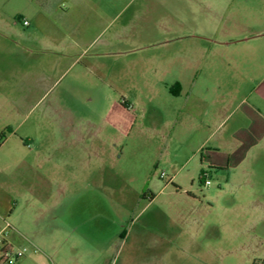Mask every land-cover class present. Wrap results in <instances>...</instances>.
<instances>
[{
    "label": "rangeland",
    "instance_id": "1",
    "mask_svg": "<svg viewBox=\"0 0 264 264\" xmlns=\"http://www.w3.org/2000/svg\"><path fill=\"white\" fill-rule=\"evenodd\" d=\"M80 2L66 15L60 0H0V179L28 186L18 212L34 218L19 246L35 243L44 264H264L253 202L264 200V166L227 165L234 152H264L246 135L264 131L250 109L264 116V0ZM63 23L79 37L65 39ZM43 79L45 89L22 86ZM182 87L222 118L173 126ZM157 108L169 129L154 128ZM72 121L91 151L68 135ZM90 195L103 198L101 220Z\"/></svg>",
    "mask_w": 264,
    "mask_h": 264
},
{
    "label": "crops",
    "instance_id": "2",
    "mask_svg": "<svg viewBox=\"0 0 264 264\" xmlns=\"http://www.w3.org/2000/svg\"><path fill=\"white\" fill-rule=\"evenodd\" d=\"M60 1L63 3L62 5H64L65 3L68 5V10L66 12H64L66 15L67 14L68 15L71 14L72 12H74L73 9H76L79 6H81L80 5V3H81L80 0H60ZM73 25L74 24H72V23H70L69 25L67 23L61 24L60 27L63 28V29H66V31H65V33H66L65 39H67V38H71V39H75L76 38L77 39L79 37V33L75 29L77 26L73 27ZM27 27H31V24L29 23L27 25ZM12 31L15 33V31L13 29H12ZM84 34H87V36L90 37L92 34H94V32L89 31V32H86V33L84 32ZM72 37H74V38H72ZM52 43H54V42H52ZM28 74L29 73L25 74L26 77H27ZM44 81H45V79L39 81L37 84H31V85L29 83H25L22 86H23V88H26L28 90H30L31 86H32V89H35V88L45 89L47 84H46V81L45 82ZM182 90L184 91V95L183 96L186 98V103H185V105L183 107V111H182L183 114L185 115V118H184L183 121L175 120L173 122V126L176 125V127H178L180 122H181V125H182V123L184 125V123L187 122V123H189V125H191L189 128L192 127L193 129H195L197 127L198 131L199 130L200 131L204 130L203 127L205 126V124L203 122V119L200 118V117L201 116L207 117L208 115L212 114V111L208 112L206 109H202V102H203L204 97H203V95H202V93L200 91L190 90L188 87H185V89L182 87ZM166 92L169 95V86L166 87ZM9 103L11 105L15 104V103L17 104V102H14L12 100ZM121 106H122L124 112L126 110L127 112H129L131 114L134 113V110L131 108V106H129L128 103H122ZM2 107L3 106L0 103V108H2ZM25 107H28V104H25ZM250 109H251V112L253 114L257 115V117H259L262 120H264V116L261 114V112H260V110L258 108H255V107L251 106ZM221 112H222L221 110H219V111L217 110V111L213 112V114H212L213 119L217 118L218 120H220L222 118V115H220ZM133 116H134L133 117V122H134V125H136L138 123V118L136 117V115H133ZM108 122H110V121L108 120ZM65 126H67L68 129L70 130V132H69L70 134H68V135H71L72 137L74 136V141L75 142H78V141L81 142V150L91 151V146L88 145L87 142H85V140H86L85 137L88 136L87 134L83 133V131H81L76 126V124L73 121L72 122H68L67 124H65ZM153 126H154V128H158V129H160V128L169 129V127L172 126V122H169V119H167V116L165 115L163 110L157 108L155 110V120L153 122ZM250 128H249V130H250ZM246 135H248V138L250 136L249 139H252V140L256 139L258 141L259 140L260 141H264V131L262 133L253 132V128H252L250 133H248ZM191 136H198V135H196V133H194V134H191ZM210 137L206 138V139H202L201 142H199L197 151H199L200 149H204L205 148V145L209 142ZM254 149L255 148L247 149L246 153H244L243 156L235 154L237 152H234V155L230 154V157L227 160L228 167L234 165V167L239 168V167H241L244 164L245 165L246 164H248V165L250 164V165L254 166V165H258L259 161H261L260 166L261 165L264 166V163H263L264 162V152L262 151V152H256L255 153ZM75 152H76V150L72 151V153L70 152L71 153L70 155H72ZM214 152H220V148L217 147ZM193 156H195V155H193ZM193 156H192V158H193ZM210 157H211V155H210ZM218 165H221V164H218ZM257 167H259V165L256 166V168ZM262 167H259V168H262ZM5 171L0 169V174L1 173L3 174ZM244 172L245 173L248 172V169L245 170ZM178 177H179V175L174 176L170 180V182L175 183L177 181ZM202 182L205 183V179H202ZM20 184L21 185L18 184V187L16 189L17 192H16L14 190L15 186H12L9 181H7L5 179H0V231L4 227V222L5 221L11 223V225L13 227V230H12L10 235H11V237H13V240L18 245H22L23 242L26 241V239L24 238L25 237L24 235L28 234V230H29L28 227H30V224L34 222V218L31 219L28 216L25 217V219H22L21 217L23 215V213H22L23 211H21L20 213L18 212L19 204H20L18 193L20 192L22 195H24V193L28 194V191H29L28 186H24L22 183H20ZM89 187L92 190L95 188L92 183L90 184ZM97 188H98V186H97ZM60 189L63 190V193L65 194V193H67L68 186H65V185L61 186ZM75 190H76V188H74L72 190V193L76 194L77 191H75ZM73 196L70 195V197H71L70 200L71 201H69V203L72 204V205L75 204L76 203L75 200L78 199L77 196H75V195H73ZM253 196H255V195H253ZM255 199L256 200L253 201L254 204L256 205L255 210L264 209V200L261 197H259V196L255 197ZM94 202L96 203L97 209H98L95 215H96L97 219L101 220V219H103V217L105 215L104 212H103L104 209L102 208V205H103L102 196L98 195L97 199L95 200L94 196L90 195L88 200L85 202L86 208L88 206L87 203H89L90 205L93 206ZM23 206H24L23 210H25V209H27L29 207L28 199H26V202H25V204ZM32 245H34L35 247H38L35 243L34 244L32 243ZM75 250L76 249H74V251ZM40 251H42V250L40 249L39 252ZM33 254H35V255H31L29 257L26 256L25 258L21 259L18 262V264H44L42 262L41 255H40V257H37L38 253L35 252V251H34ZM71 258H74L73 261L71 262V264H86L82 260H78L75 255L72 256Z\"/></svg>",
    "mask_w": 264,
    "mask_h": 264
},
{
    "label": "built area",
    "instance_id": "3",
    "mask_svg": "<svg viewBox=\"0 0 264 264\" xmlns=\"http://www.w3.org/2000/svg\"><path fill=\"white\" fill-rule=\"evenodd\" d=\"M28 21H24V26H27ZM205 175V176H204ZM202 179H205V184L210 185L211 182L206 178L208 175L204 174ZM166 174H162L161 178H165ZM170 183V181H169ZM13 230L11 223L5 221L4 227L0 231V264H18V262L25 258L30 252V249H34L38 252L39 249L31 244L32 247L19 246L10 239V234Z\"/></svg>",
    "mask_w": 264,
    "mask_h": 264
}]
</instances>
